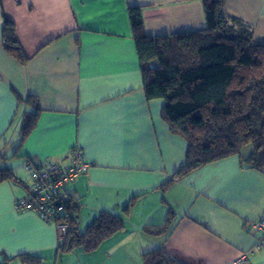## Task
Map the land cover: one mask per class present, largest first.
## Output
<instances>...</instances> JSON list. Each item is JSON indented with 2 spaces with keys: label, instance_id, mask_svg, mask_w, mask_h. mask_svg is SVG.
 <instances>
[{
  "label": "crops",
  "instance_id": "obj_1",
  "mask_svg": "<svg viewBox=\"0 0 264 264\" xmlns=\"http://www.w3.org/2000/svg\"><path fill=\"white\" fill-rule=\"evenodd\" d=\"M222 1L264 42V0ZM129 7L140 8L147 35L205 27L201 0H0V33L4 16L29 57L22 65L0 38V169L18 178L0 183V264H143L157 249L183 264H232L254 248L248 224L264 217V173L240 164L251 146L174 179L187 144L163 121V101L145 99ZM29 99L40 111L21 142ZM75 147L89 167L62 195L77 200L79 231L133 200L123 229L82 253L63 251L52 224L13 208L30 187L25 163L63 165ZM245 264H264V249Z\"/></svg>",
  "mask_w": 264,
  "mask_h": 264
},
{
  "label": "trees",
  "instance_id": "obj_2",
  "mask_svg": "<svg viewBox=\"0 0 264 264\" xmlns=\"http://www.w3.org/2000/svg\"><path fill=\"white\" fill-rule=\"evenodd\" d=\"M203 29L147 35L140 8L129 7L131 36L139 62L145 99L161 100V117L169 131L187 144L185 164L178 179L205 164L252 152L240 164L264 173V42L253 39L252 28L227 15L222 0H201ZM1 44L22 65L29 61L16 38L15 25L2 16ZM33 109L20 130L21 142L35 127L40 108ZM18 181L11 170L0 169V183ZM133 201V200H132ZM122 214L101 212L84 231H79L78 204L68 199L59 221L69 225L63 251L91 252L122 230ZM154 230L157 228H153ZM143 264H183L162 249L142 255ZM31 264L39 259L28 256Z\"/></svg>",
  "mask_w": 264,
  "mask_h": 264
},
{
  "label": "built area",
  "instance_id": "obj_3",
  "mask_svg": "<svg viewBox=\"0 0 264 264\" xmlns=\"http://www.w3.org/2000/svg\"><path fill=\"white\" fill-rule=\"evenodd\" d=\"M88 167L89 164L85 162L82 151L77 147L71 150L63 165H57L50 161L40 164L25 163L31 183L24 197L14 202V210L31 212L42 221L52 224L58 232L59 238L65 243L69 225L59 221L67 204V199L62 195V189L83 174ZM248 227L256 235L255 246L240 254L232 264H245L248 257L253 256L255 251L264 249V217L250 222Z\"/></svg>",
  "mask_w": 264,
  "mask_h": 264
},
{
  "label": "rangeland",
  "instance_id": "obj_4",
  "mask_svg": "<svg viewBox=\"0 0 264 264\" xmlns=\"http://www.w3.org/2000/svg\"><path fill=\"white\" fill-rule=\"evenodd\" d=\"M24 179L27 180V177H25ZM24 179H22L24 181ZM64 264H76L75 261L72 259V260H68L67 258H64ZM50 264H54V262H50ZM63 264V263H62Z\"/></svg>",
  "mask_w": 264,
  "mask_h": 264
}]
</instances>
